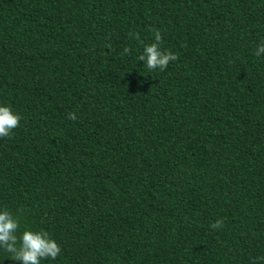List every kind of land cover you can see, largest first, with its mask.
<instances>
[{"label":"trees","instance_id":"1","mask_svg":"<svg viewBox=\"0 0 264 264\" xmlns=\"http://www.w3.org/2000/svg\"><path fill=\"white\" fill-rule=\"evenodd\" d=\"M0 264H264V0H0Z\"/></svg>","mask_w":264,"mask_h":264}]
</instances>
